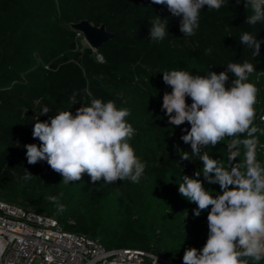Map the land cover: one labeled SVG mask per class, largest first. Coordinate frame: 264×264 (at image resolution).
<instances>
[{
	"label": "trees",
	"instance_id": "1",
	"mask_svg": "<svg viewBox=\"0 0 264 264\" xmlns=\"http://www.w3.org/2000/svg\"><path fill=\"white\" fill-rule=\"evenodd\" d=\"M157 15L169 20V34L160 41L150 40ZM250 15L244 0H229L219 10L205 6L196 34L189 37L179 30L181 18L151 0H0V200L56 217L65 230L98 238L108 249L151 251L175 261H183L188 248L202 249L208 238V212L195 217L197 205L181 196L178 187L183 175L193 176L203 165L191 155L190 144L180 139L190 125H170L162 110L163 95L171 92L162 73L184 70L207 76L224 71L229 63H253L256 71L247 82L259 89L254 126L264 129L259 118L264 43L255 58L240 43L245 32L264 41V22L244 23ZM82 20L104 24L114 33L98 49L103 61L71 28ZM229 78L226 87L235 79L232 74ZM73 95L85 106L100 99L130 110L126 119L136 133L129 143L146 164L138 183L93 184L86 173L80 181L64 183L46 161L27 163L24 145L40 143L32 136L35 120L46 121L62 111L75 114L80 104L69 103ZM44 106L50 112L40 116ZM255 135L258 148L264 134ZM228 143L226 139L214 148L209 145L201 154L228 171L243 173L245 149L241 145L233 157ZM184 151L190 161L181 160ZM256 158L264 165V152L256 150ZM25 169L32 174L29 180L24 179ZM204 187L214 196L221 191L218 184L206 181Z\"/></svg>",
	"mask_w": 264,
	"mask_h": 264
},
{
	"label": "clouds",
	"instance_id": "2",
	"mask_svg": "<svg viewBox=\"0 0 264 264\" xmlns=\"http://www.w3.org/2000/svg\"><path fill=\"white\" fill-rule=\"evenodd\" d=\"M151 3L164 5L172 16L181 18L180 32L191 37L199 28L200 12L205 6L219 10L229 0L227 3L226 0H151ZM244 7L252 11L244 23L255 26L264 22V0H244ZM168 23V18L157 15L150 28V40H163L169 34ZM240 43L251 49L255 58L264 41L245 32ZM224 69L219 73L210 71L207 76H193L184 70L162 73L163 82L171 88V92L163 95L162 110L170 125L179 127L186 122L190 125V129L182 130L186 134L180 139L190 144L191 155L198 157L203 165L193 176L183 175L178 187L181 196L197 205L193 210L195 217L202 211L208 212L207 241L202 249H186L183 264H250V261L259 264L264 260V165L256 158L258 138L255 135L264 134V129L254 126L259 89L247 82L256 67L244 61L229 63ZM229 74L235 79L231 80V87H226ZM85 92L92 95L87 89ZM69 103L74 106L79 102L73 95ZM80 105L75 114L62 111L46 121L35 120L32 136L40 143L24 145L27 163L46 161L62 176L64 183L80 181L85 173L93 184L123 180L138 183L146 164L129 143L136 133L126 119L130 110L117 108L111 100L105 103L92 99L89 105ZM49 112L44 106L40 116H47ZM226 139L233 157L239 155L243 145V173L238 169L228 171L207 153L201 154L202 148L209 145L214 148ZM180 158L191 159L187 151ZM31 177L26 170L24 179ZM204 181L218 184L219 194L214 196L206 190Z\"/></svg>",
	"mask_w": 264,
	"mask_h": 264
},
{
	"label": "built area",
	"instance_id": "3",
	"mask_svg": "<svg viewBox=\"0 0 264 264\" xmlns=\"http://www.w3.org/2000/svg\"><path fill=\"white\" fill-rule=\"evenodd\" d=\"M71 28L83 46L103 61L84 33L72 24ZM261 117H264V105L259 115L264 127ZM257 150L264 152V140ZM0 264H183V261L151 251L108 249L98 238L65 230L56 217L0 200Z\"/></svg>",
	"mask_w": 264,
	"mask_h": 264
},
{
	"label": "water",
	"instance_id": "4",
	"mask_svg": "<svg viewBox=\"0 0 264 264\" xmlns=\"http://www.w3.org/2000/svg\"><path fill=\"white\" fill-rule=\"evenodd\" d=\"M72 27L76 30H80L84 33L86 40L99 49L105 42L114 37V33L108 31L104 24L97 26L89 20H82L77 23H73ZM81 105H79L80 107Z\"/></svg>",
	"mask_w": 264,
	"mask_h": 264
},
{
	"label": "bare ground",
	"instance_id": "5",
	"mask_svg": "<svg viewBox=\"0 0 264 264\" xmlns=\"http://www.w3.org/2000/svg\"><path fill=\"white\" fill-rule=\"evenodd\" d=\"M90 44V43H89ZM93 49H96V47H93L92 45H90Z\"/></svg>",
	"mask_w": 264,
	"mask_h": 264
},
{
	"label": "rangeland",
	"instance_id": "6",
	"mask_svg": "<svg viewBox=\"0 0 264 264\" xmlns=\"http://www.w3.org/2000/svg\"><path fill=\"white\" fill-rule=\"evenodd\" d=\"M85 44H86V42L85 41H83ZM30 208V207H29Z\"/></svg>",
	"mask_w": 264,
	"mask_h": 264
}]
</instances>
